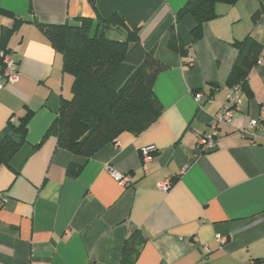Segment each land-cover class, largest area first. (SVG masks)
Masks as SVG:
<instances>
[{"label":"crops","instance_id":"0c3cea01","mask_svg":"<svg viewBox=\"0 0 264 264\" xmlns=\"http://www.w3.org/2000/svg\"><path fill=\"white\" fill-rule=\"evenodd\" d=\"M187 1H0L10 14H0V48L3 31L14 19L22 23L6 44L18 82L0 90V140L17 138L11 118L34 113L22 146L0 166V264H121L124 241L136 232L144 243L135 264H264V123L249 136L240 132L264 107V0L217 4V17L182 59L169 50L168 38L173 27L184 45L192 41V18L175 20ZM114 13L140 29L144 50L167 68L153 88L162 114L88 160L59 149L54 137L35 148L61 100L71 98L73 81L36 23L74 26ZM247 36L262 45L248 94L242 93L232 124L220 128L216 149L196 154L198 137L211 132L231 94L233 44ZM150 146L156 153L143 164L140 151ZM68 166L82 167L76 178L66 175ZM110 171L129 175L130 184L121 185ZM163 183L166 192L158 189Z\"/></svg>","mask_w":264,"mask_h":264},{"label":"trees","instance_id":"16d2710c","mask_svg":"<svg viewBox=\"0 0 264 264\" xmlns=\"http://www.w3.org/2000/svg\"><path fill=\"white\" fill-rule=\"evenodd\" d=\"M238 1L188 0L176 13L175 20L179 23L186 16L192 18L195 25L192 41L184 45L171 27L169 50L185 59L189 47L202 39L203 25L217 17L215 6H233ZM0 14L10 15L1 5ZM259 14L260 11L253 16L254 23ZM14 20L12 27L3 31L0 51H9L8 38L22 24ZM36 27L61 54L63 73L73 81L71 98L61 100L55 120L35 148L47 137H54L59 149L88 160L120 134L138 135L160 117L163 109L153 88L158 75L167 68L155 59L154 52L144 50L139 28H128L115 13L95 21L81 18L74 26L36 23ZM233 46L237 56L227 86L232 89L240 85L241 92L248 94V74L258 65L262 45L247 36ZM33 114L28 110L15 123H9L17 138L6 135L0 140V166L7 165L22 146ZM81 169L68 166L66 175L76 178ZM139 235L136 232L124 241L121 264H135L138 246L144 243Z\"/></svg>","mask_w":264,"mask_h":264},{"label":"built area","instance_id":"2783aa9c","mask_svg":"<svg viewBox=\"0 0 264 264\" xmlns=\"http://www.w3.org/2000/svg\"><path fill=\"white\" fill-rule=\"evenodd\" d=\"M18 82V74L16 72V66L12 60L10 51L1 50L0 51V90L5 86L14 85ZM242 92L240 90V85H236L231 89V94L227 98V104L225 107L219 111L212 119L211 122V132L207 135H202L198 137L195 153L205 154L214 151L217 147V139L220 135V128L230 126L232 124V116L234 112L239 110L241 105ZM202 95L197 93L194 95V101L196 103H201ZM264 120V107L260 109L259 118L252 119L249 121L247 127L240 128V132L249 136V131L256 129L259 121ZM15 119L11 118L10 122L14 123ZM156 153V148L153 146L142 148L140 151L141 159L143 164H148L152 160V156ZM111 175L116 179L121 185L127 186L130 184L129 175H120L115 171H110ZM169 187L168 183H163L158 185V189L162 192H166ZM218 242L223 243L224 239L218 238Z\"/></svg>","mask_w":264,"mask_h":264},{"label":"water","instance_id":"95a60500","mask_svg":"<svg viewBox=\"0 0 264 264\" xmlns=\"http://www.w3.org/2000/svg\"><path fill=\"white\" fill-rule=\"evenodd\" d=\"M90 1H91V3L94 5L96 0H90Z\"/></svg>","mask_w":264,"mask_h":264}]
</instances>
